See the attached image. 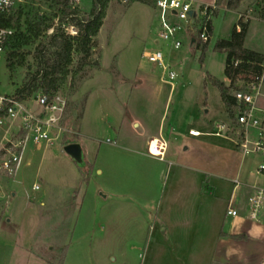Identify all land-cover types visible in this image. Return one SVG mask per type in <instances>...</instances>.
Here are the masks:
<instances>
[{
	"label": "rangeland",
	"instance_id": "obj_1",
	"mask_svg": "<svg viewBox=\"0 0 264 264\" xmlns=\"http://www.w3.org/2000/svg\"><path fill=\"white\" fill-rule=\"evenodd\" d=\"M229 1L216 0L212 40L204 51L198 41L192 47L186 39L178 51L156 44L154 4L111 1L91 55H74L72 74L59 92L68 101L63 126L71 134L41 150L28 147L17 175L0 172V264H184L187 249L208 243L222 225L230 181L257 180L258 159L242 163L234 137L214 135L217 125L233 121L210 82L228 85L227 57L215 44L230 39L240 14L250 21L247 47L264 52V1L232 0L228 7ZM77 7L84 15L92 0ZM20 9L27 39L9 47L0 68V92L10 95L35 71L36 48L49 41L62 17L50 0H24ZM66 32L76 35L69 26ZM156 48L170 56L177 74L173 86L161 82V70L142 56ZM12 53L24 57L23 67L9 68ZM163 114L165 135L171 127L181 133L167 138L173 166L148 154L134 123L148 125ZM193 129L208 135L193 138ZM66 142L80 144L82 164L64 152ZM179 153L182 160L173 157ZM194 167L217 190L208 187L195 196L194 173L188 170ZM243 193L237 192V202ZM236 237L228 264H264V236ZM30 239L31 251L23 254ZM16 242L20 246L13 248Z\"/></svg>",
	"mask_w": 264,
	"mask_h": 264
},
{
	"label": "built area",
	"instance_id": "obj_2",
	"mask_svg": "<svg viewBox=\"0 0 264 264\" xmlns=\"http://www.w3.org/2000/svg\"><path fill=\"white\" fill-rule=\"evenodd\" d=\"M80 1L71 0L74 5H78ZM23 2L24 0H0V19L15 15ZM155 9L159 21L157 44L162 42L170 50L178 51L182 48L184 39L192 47L197 41L202 46L212 40L216 0L212 5H197L195 0H156ZM237 31H240L239 26ZM16 36L15 29L0 26V68ZM142 56L161 70V82L173 86L177 74L167 63L162 48L145 51ZM232 65L237 68L239 61H233ZM230 85L228 80L227 86ZM231 94L235 101V120L229 125H217L214 135L230 137L231 134L242 158L252 157L258 161L254 171L257 178L255 183L241 182L238 177L232 181L233 189L226 207L225 220L231 223L249 221L264 226V60L257 71L238 75ZM67 104L62 93H57L52 98L36 94L31 101H19L14 95L0 92V112H3L0 116V128L5 127L8 122H17L23 133L16 142H9L0 149V172L15 176L29 145L41 147L71 134L72 131L63 126ZM31 105H36L37 109L32 110ZM190 135L199 136V133L190 131ZM167 150L168 144L162 136L154 137L148 143V154L160 161H165ZM239 190L248 193L245 215L239 212L237 206Z\"/></svg>",
	"mask_w": 264,
	"mask_h": 264
},
{
	"label": "trees",
	"instance_id": "obj_3",
	"mask_svg": "<svg viewBox=\"0 0 264 264\" xmlns=\"http://www.w3.org/2000/svg\"><path fill=\"white\" fill-rule=\"evenodd\" d=\"M50 1L62 11V17L59 19V26L54 29L49 41L47 43H40L37 46L35 52L36 69L33 73L27 75L22 87L17 88L14 94L19 101H25L36 94L52 98L60 92L72 74L71 66L74 63V55H82L84 58L91 55L94 40L97 38L104 24L107 10L112 0H92L91 10L84 15H81L77 7L78 5L72 4L71 0ZM129 2L130 5L134 3L155 5L156 0H129ZM228 7H232V0L228 2ZM215 13L216 11L213 12V14ZM22 17V10L19 9L15 15H9L0 19L1 27L13 28L17 31L16 39L10 45L11 48H18L20 46L19 40L22 37L26 38V35L21 33ZM260 17L264 20V3ZM68 26L72 30L76 29V35H69L66 32ZM238 26L240 27V31H237ZM248 27L249 22H243L240 19L235 25L230 39L219 40L214 47L216 52L226 54L225 75L230 80L231 85L227 86L215 78H210V82L218 88L227 112L233 120H235V101L231 91L235 87L238 75L257 71L259 64L264 60V54L248 50L244 47ZM207 45H202L203 51L206 50ZM10 56H12L8 59L10 69L13 70L16 67L21 68L24 66L23 56L18 55V53H12ZM13 56H18L17 60H14ZM233 61H239L237 68L233 67ZM1 115H3V112H0ZM75 143L66 142L64 145ZM233 238L238 237L234 236Z\"/></svg>",
	"mask_w": 264,
	"mask_h": 264
},
{
	"label": "crops",
	"instance_id": "obj_4",
	"mask_svg": "<svg viewBox=\"0 0 264 264\" xmlns=\"http://www.w3.org/2000/svg\"><path fill=\"white\" fill-rule=\"evenodd\" d=\"M195 1H196L197 5H204V4L199 3L200 0H195ZM240 19L243 20L244 18L242 15L239 14V20ZM250 19H253V18H250ZM246 22H249V27H248L247 34H246L244 47L248 50L264 54V52H262L256 48H248L247 47L246 41H247L249 29H250V21H246ZM169 57L170 56L166 57V61H167V63L170 64ZM164 118L165 117L163 114L158 120H154V121L150 120L148 123H146L148 125L143 124V122H141L139 120H134L135 121L134 123H136L135 127L140 131V136H143V139H144L143 142L145 143L146 146H148L149 141L154 137L162 136L165 139V141L167 142L168 137L181 135L180 132L177 133L176 130L173 127H171L167 133L168 134V137H167L165 135V120H164ZM19 126H20V124L17 122L16 123L8 122V123H6L5 127L0 128V149L3 146H5L7 143L16 142L18 139H20L22 137L23 133H22V131H20ZM190 131H195V132L199 133V136H192L191 135V137H193V138H199V137L208 135V134L202 133V132L195 130V129L190 130ZM57 141H55V142H57ZM55 142L49 143V144H44L41 147H37L36 149L41 150L44 146L54 144ZM62 145H64V144H62ZM30 146H33V145H29L28 147H30ZM27 148H26V150H27ZM63 150H64V148H63ZM185 150L187 151V148ZM82 152H83V150H82ZM173 157L178 159V160H182L184 158V155H182V153H179V154L173 155ZM243 161H244V159L242 158V163H243ZM160 162L168 163L169 166L170 165L173 166V164L170 163L171 161L167 160V154H166L165 161H160ZM182 167H184V166H182ZM191 169H188V170H190L194 173L195 189H194L193 193L195 196L196 195L202 196V193L205 190H207L208 187H211L213 192L215 190H217V185H214V184L212 185L210 179L207 178V176L204 174V172L200 168L194 167ZM16 175H17V173H16ZM232 181L233 180L230 181L231 184H232ZM0 182H1V177H0ZM34 188L36 189V187H34ZM231 194H232V191H231L229 197L227 198L226 205H225V211H226L228 201L231 197ZM242 195L243 196L240 199V201H242V202L240 203V201H238L237 206L239 208V212L242 215H245L248 193L245 192ZM73 198H75V196ZM104 198H106V196H104ZM225 211L223 214V221H222L221 227L217 228L214 232H212L208 243L205 245L201 244V245L195 247L194 249H187L189 251L182 254L184 256V264H228V262L230 260H232V258L234 257L235 245H234V242L232 241L233 240L232 238L234 236L246 235V237L247 236L255 237L257 233H259V235H258L259 239L264 236V226L255 225V224L250 223L249 221H244V222L243 221H239V222L236 221L235 223L227 222L225 220ZM162 226H165L164 222H162ZM250 233H252V235H250ZM31 243H32V239H30V242L28 245H24L21 248L23 250V251H21L23 254L28 252V251H31V245H30ZM19 246H20V244L18 242H16L14 244L13 248H18ZM24 251H26V252H24Z\"/></svg>",
	"mask_w": 264,
	"mask_h": 264
},
{
	"label": "water",
	"instance_id": "obj_5",
	"mask_svg": "<svg viewBox=\"0 0 264 264\" xmlns=\"http://www.w3.org/2000/svg\"><path fill=\"white\" fill-rule=\"evenodd\" d=\"M64 152L78 165L83 163V152L79 144H69L64 147Z\"/></svg>",
	"mask_w": 264,
	"mask_h": 264
},
{
	"label": "clouds",
	"instance_id": "obj_6",
	"mask_svg": "<svg viewBox=\"0 0 264 264\" xmlns=\"http://www.w3.org/2000/svg\"><path fill=\"white\" fill-rule=\"evenodd\" d=\"M250 235H252V233H250ZM258 235H259V233H257L256 236H255L254 238H258Z\"/></svg>",
	"mask_w": 264,
	"mask_h": 264
},
{
	"label": "bare ground",
	"instance_id": "obj_7",
	"mask_svg": "<svg viewBox=\"0 0 264 264\" xmlns=\"http://www.w3.org/2000/svg\"><path fill=\"white\" fill-rule=\"evenodd\" d=\"M214 18V17H213ZM213 18H212V20H213Z\"/></svg>",
	"mask_w": 264,
	"mask_h": 264
}]
</instances>
